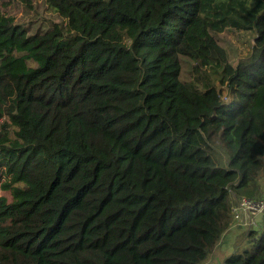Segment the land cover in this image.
<instances>
[{"label": "trees", "instance_id": "obj_1", "mask_svg": "<svg viewBox=\"0 0 264 264\" xmlns=\"http://www.w3.org/2000/svg\"><path fill=\"white\" fill-rule=\"evenodd\" d=\"M263 167L264 0H0V264H203Z\"/></svg>", "mask_w": 264, "mask_h": 264}, {"label": "rangeland", "instance_id": "obj_2", "mask_svg": "<svg viewBox=\"0 0 264 264\" xmlns=\"http://www.w3.org/2000/svg\"><path fill=\"white\" fill-rule=\"evenodd\" d=\"M219 44L226 50L227 58L229 62L235 61L238 57L245 53V46L240 43L238 34L233 30H225L217 35ZM259 184L261 187V196L264 198V167L259 174ZM233 205L235 204L232 203ZM232 205V206H233ZM262 212L258 214H250V212H242L239 214V218L234 219L231 222L229 228L222 234L218 244L214 248L209 258L203 264H220L224 257L233 251V245L237 239V236L242 231H247L250 227L256 228L262 218ZM255 217V218H254ZM260 218V220H258ZM258 220V221H257ZM174 258L177 261H181L182 255H175Z\"/></svg>", "mask_w": 264, "mask_h": 264}, {"label": "built area", "instance_id": "obj_3", "mask_svg": "<svg viewBox=\"0 0 264 264\" xmlns=\"http://www.w3.org/2000/svg\"><path fill=\"white\" fill-rule=\"evenodd\" d=\"M264 209V201H254L248 198H241L235 202L232 206V213L234 219L239 218V214L242 212H250V214H256L262 212Z\"/></svg>", "mask_w": 264, "mask_h": 264}]
</instances>
